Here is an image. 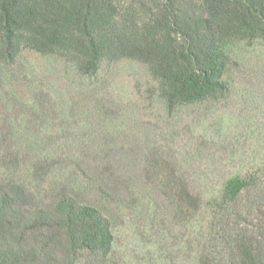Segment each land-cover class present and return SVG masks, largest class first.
<instances>
[{
  "label": "rangeland",
  "instance_id": "374dc122",
  "mask_svg": "<svg viewBox=\"0 0 264 264\" xmlns=\"http://www.w3.org/2000/svg\"><path fill=\"white\" fill-rule=\"evenodd\" d=\"M231 51V92L170 114L137 60L82 76L25 48L0 67V154H19L15 169L38 195L60 181L102 205L117 264H198L202 215L183 212L178 188L206 195L264 153V42ZM33 156L52 169L41 179ZM7 158L0 172L12 175Z\"/></svg>",
  "mask_w": 264,
  "mask_h": 264
},
{
  "label": "trees",
  "instance_id": "16d2710c",
  "mask_svg": "<svg viewBox=\"0 0 264 264\" xmlns=\"http://www.w3.org/2000/svg\"><path fill=\"white\" fill-rule=\"evenodd\" d=\"M257 40L264 0H0V67L25 48L60 56L82 76L134 59L170 114L227 96L231 45ZM0 155L12 167L0 172V264H117L102 205L60 181L40 196L16 171L19 154ZM30 159L43 169L35 168L38 179L52 170ZM177 191L183 212L202 215L198 264H264V153L206 195Z\"/></svg>",
  "mask_w": 264,
  "mask_h": 264
}]
</instances>
